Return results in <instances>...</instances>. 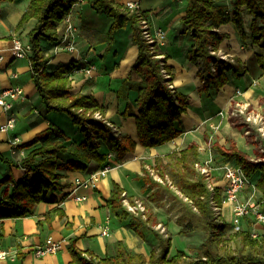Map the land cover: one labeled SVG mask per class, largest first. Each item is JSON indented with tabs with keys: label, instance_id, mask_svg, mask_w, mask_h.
I'll use <instances>...</instances> for the list:
<instances>
[{
	"label": "trees",
	"instance_id": "obj_1",
	"mask_svg": "<svg viewBox=\"0 0 264 264\" xmlns=\"http://www.w3.org/2000/svg\"><path fill=\"white\" fill-rule=\"evenodd\" d=\"M88 1L97 13L111 19L110 35L127 25L131 27L132 41L138 47L132 69L140 80L134 83L128 76L121 84L135 89L137 111L131 112L128 105L123 116L133 115L138 142L144 147H153L176 138L183 132L181 115L186 111L188 95L172 85L166 56L160 57L157 43H151L144 36L145 12L130 9L115 0ZM72 5L73 0H29L16 28L30 18L35 19L27 32L31 46L28 54L31 80L45 112L66 114L80 138L70 137L49 122L32 139L19 145L27 151L19 160L0 154V161L6 164L8 171L0 180V186L6 185L0 192V219L31 216L37 203L54 201L66 171L85 170L92 161L103 165L107 162L108 151L121 158L134 150L135 141L128 135L115 132L105 122L104 108L91 94L71 92V75L82 68L77 62L59 64L54 69L47 66L50 56L43 53L40 39L59 42V23ZM181 22L183 33L188 32L193 39L187 57L198 67L200 93L209 96L211 90L217 92L227 84L231 75L239 76L248 70L246 63L239 58L230 61L217 54L220 43L229 37L218 30L222 24H233L239 42L253 49L255 67L264 74V0H186ZM96 112L101 116L96 117ZM257 144L249 158L235 148L227 151L217 147L215 152L223 160L241 165L249 179L258 173L256 187L263 190L264 147ZM65 155L68 157L64 158ZM199 159V143L192 140L178 152L168 154L167 160L160 156L154 158L153 168L160 180L145 168H142V174L136 175L143 183V192L152 190L147 195L148 199L160 198L167 191L179 201L181 213L175 220L180 226L179 234L194 230L205 233L202 244L193 249L194 254H188L182 248L170 252L171 236L154 227L159 222L152 206L142 202L143 211L128 210L123 204L122 187L113 182L106 205L120 220L129 219L128 225L139 238H143V231L148 229L155 240L154 247L146 256L128 248L120 240L113 244V252L96 256L91 251L78 248L77 237H72L68 242L71 259L67 264H264V232L252 236L251 230L243 226L231 234L236 239L235 247H226L224 235L231 224L222 218L221 209H213L214 206L221 207V187L215 185L213 191L209 189L206 177L195 168L194 164ZM10 166L25 170L19 180H14L9 174ZM56 214L62 217L63 211L58 207L52 208L37 223L49 221ZM17 256L22 258L20 249Z\"/></svg>",
	"mask_w": 264,
	"mask_h": 264
},
{
	"label": "crops",
	"instance_id": "obj_2",
	"mask_svg": "<svg viewBox=\"0 0 264 264\" xmlns=\"http://www.w3.org/2000/svg\"><path fill=\"white\" fill-rule=\"evenodd\" d=\"M28 1H0V90L19 85L24 92L23 97L13 101L12 112L16 117L14 127L6 131L0 130V154L14 161L22 158L27 152L19 145L32 139L49 122H53L70 137L80 138L76 127L69 121L66 120L67 122L62 126L58 123L61 121V116L58 113L45 112L30 77L28 57L17 58L11 52L14 38H20L23 42L28 43L27 32L34 25L35 19L30 18L21 27L16 28ZM115 1L122 4L127 1L138 2L139 10L145 12L146 19L144 21L147 23L149 31L153 33L156 30H163L165 32L164 39L157 43V50L161 53L160 55L166 56V64L169 66L177 91L188 95L186 111L181 115L183 132L176 138L153 147H144L138 142L133 115L123 116L128 105H130L131 112L136 113L137 111L135 89L123 87L121 84L122 80L128 76L134 83L140 80V77L132 69L136 61L138 47L132 41L131 27L127 25L110 35L108 33L111 25L109 17L92 9L88 0L74 5L70 11V17L76 29L74 35L77 49L74 51L60 49L59 42L40 39L43 53L50 56L47 66L54 69L59 64H67L71 61L77 62L78 66L84 68L93 65L88 73L75 71L71 75V92L91 94L96 102L104 108L105 120L118 128L119 133L130 136L135 141V147L133 151L126 153L121 158L116 156L110 158L108 163L111 168L93 181L90 186L75 188L73 181L77 177L86 179L102 166L93 161L87 165L85 170L66 171L62 178L63 185L61 190L55 194L54 201L37 203L33 215L0 219V248L7 249L14 254L9 259H0V264H67L71 259L68 242L72 237H77L78 248L83 251H91L96 256L113 252V244L120 240L128 248L148 256L155 245V240L151 238L149 230H144L143 238H139L128 225L129 219L120 220L106 205V199L110 195L113 182L122 187L127 200L131 202L140 200L152 206L159 222L154 227L164 234H170V252L173 253L176 250L172 247V236L174 234L181 236L178 232L180 226L175 222L176 218L170 219L169 216L160 213L162 202L171 197L166 191L160 198L148 199L147 195L152 190L143 192L141 190L143 183L136 178V175L142 174V168H145L155 179L159 180L153 168L154 158L160 156L167 160L168 154L178 152L192 140L199 143L204 139L199 132L194 130V127L203 123L208 117L207 113L213 112V110L201 102L206 95L198 90L200 86L197 75L198 68L187 57L188 51L192 48L193 39L188 32L183 33L182 31L181 18L185 13L186 0ZM61 28L62 24L59 23V31ZM218 30L228 34L229 37L220 43V47L234 59L239 58L245 62L253 55L251 48L248 50L239 42L232 23L222 24ZM249 78L256 81V84L250 85ZM255 78H258L260 86L262 84L264 86V74H260V70L248 69L239 76L231 77L230 81L223 85L215 95V104L225 107L228 103H233V99L230 98L231 92L235 87L246 85L242 94L237 95L240 102L254 105L252 96L257 85ZM220 92L223 94L222 98L219 96ZM258 104L260 107L264 106V99L260 100ZM253 113L260 115L258 110ZM6 118V113L0 108V125L6 121ZM257 125L258 123L252 122L251 128L258 130ZM103 149L106 150L105 144H103ZM203 155L200 152V158ZM67 157L68 155H65L64 158ZM24 171L21 167L10 166L9 174L17 181L22 177ZM214 171L216 172V170ZM7 173L6 164L0 161V180ZM218 174L219 179L216 178V175H213V179L217 185L221 186V172ZM3 188H6V185L0 186V192ZM7 188L10 191L11 186L9 185ZM63 195L66 196L62 198ZM75 195L85 198L78 201L75 200ZM243 195H245L244 192ZM55 207L63 211L62 217L56 214L49 221L37 223L38 219H42L46 212ZM249 223L251 229L264 230L263 224L254 222L251 217H246L244 225ZM258 224L260 227L257 226ZM105 227L108 228L107 234L102 233ZM250 227L248 226V228ZM48 236L60 241L61 247L54 253L36 257L33 248L42 244ZM18 249L22 253V258L17 256Z\"/></svg>",
	"mask_w": 264,
	"mask_h": 264
},
{
	"label": "built area",
	"instance_id": "obj_3",
	"mask_svg": "<svg viewBox=\"0 0 264 264\" xmlns=\"http://www.w3.org/2000/svg\"><path fill=\"white\" fill-rule=\"evenodd\" d=\"M83 2H86V0H73L72 7ZM125 4L130 9H139L138 2L136 1H127ZM61 24L62 28L60 30L61 34L59 39V43L61 44H59L60 49H66L68 51L76 50L77 47L75 44L74 35L76 29L74 23L71 20L70 12H68L63 17ZM143 34L146 38L149 39L151 43H159V41L163 40L165 36V32L163 30H156L153 33L149 31L147 23L145 21H143ZM11 52L17 58L28 57V54L31 52V46L29 43L23 42L20 38H14L11 46ZM159 56L162 57V55ZM220 56L224 58V56ZM92 68L93 65L89 66L88 68L82 67L76 71L88 73ZM212 71H215V69L212 68ZM165 75L168 76L166 73ZM255 84L256 81L252 80L251 85ZM235 93L240 95L242 94V91L241 89H236ZM23 96V88L19 85L0 90V108L6 113L7 116L6 121L0 125V130L6 131L14 127L16 117L12 112L13 101ZM239 106L240 107L238 110L242 113H246V108L248 105L246 103H240ZM95 116L100 117L101 115L96 112ZM246 119L249 124H252V122H260V124H262V117L259 115V113L247 112ZM105 122L110 127H112L115 132L119 133V129L116 128L113 124L106 120ZM262 127H259V129H262ZM212 138L213 136L210 135L199 142V150L200 152H203L204 155L198 161H196L194 165L196 170L206 177L208 187L212 191L213 187L217 185L215 180H212L214 173L213 170L221 171L222 185L220 187L222 203L221 207L214 206L213 209L215 211L226 209L229 215L228 221L235 231L240 230L244 226L246 217H251L253 218L254 222L264 224V210L261 206V203H256L254 198L255 185L252 184L251 180L245 175L242 166L235 163L234 161L223 160L220 164H215L212 157ZM16 139L18 140V138ZM262 150L263 149L261 148V151ZM115 155L116 154L114 152L108 151V153L106 154L107 162L105 164H103L96 171L92 172L86 179H81L78 177L75 178L73 181L75 188L78 186L88 187L99 176L104 175L111 168L108 160H110V158L114 157ZM246 188L250 190V194H248L247 197L243 195V191ZM122 195L124 196L123 204L127 207L128 210L132 212H139L144 210V205L140 200H134V202H131L127 200V198H125L124 192H122ZM84 198V196L75 195V200L81 201ZM102 233L107 234L108 228L105 227L102 230ZM251 235L256 236L257 232L251 230ZM60 247V241H56L51 236H48L42 244H39L33 248V253L36 257H41L46 253L56 252ZM13 255L14 254H12V252H10L9 250L0 248V259H9Z\"/></svg>",
	"mask_w": 264,
	"mask_h": 264
},
{
	"label": "rangeland",
	"instance_id": "obj_4",
	"mask_svg": "<svg viewBox=\"0 0 264 264\" xmlns=\"http://www.w3.org/2000/svg\"><path fill=\"white\" fill-rule=\"evenodd\" d=\"M186 4V1H185ZM246 49H250L248 47H245ZM219 49L217 51V54L224 56V58L229 59L230 61H233L232 55L226 53V50H223L220 45ZM252 49V48H251ZM253 50V49H252ZM253 55H251L244 63L248 66V69L250 70H257L253 61ZM197 67V66H196ZM198 68V67H197ZM198 71V70H197ZM231 77H234L231 75ZM257 80V85L255 86L254 93H253V104H258L260 100H263L264 97V86L263 84L260 86L258 78H255ZM252 78L248 79L249 84L251 85ZM200 82V80H199ZM173 84V81H172ZM174 85V84H173ZM246 87H235L234 92L232 91L230 94V98L233 99V103H228L225 107H219L214 102V97L217 95V92H213L211 90V94L209 96H205L203 100L201 101L204 105L207 107L210 106L213 110V112L207 113V118L203 123H199V125L194 127V130L200 133L203 138H207V136L212 135V141H213V147H212V157L215 164H220L223 159L220 155H218L217 152H215V148H219L221 150H231L232 148H235L239 150L241 153H243L246 157H250L253 155V152H255V146L257 144L264 147V108L263 106L260 107V105H248L246 108V113L240 112L238 109L240 106L238 104L243 103L240 102V98L235 93L236 89H241L243 91V88ZM240 96V95H239ZM198 101V99H197ZM243 101V100H242ZM260 111V115L262 116V124L258 123L257 129L251 128V124L247 122L246 114L247 112H253V111ZM222 112V113H221ZM61 116L58 123L60 125L64 126V123L67 121L70 122L69 117L66 114H59ZM67 120V121H66ZM71 124V123H70ZM249 124V125H248ZM255 124V123H254ZM72 125V124H71ZM263 126V127H262ZM259 127H262V129H259ZM256 143V144H255ZM203 154V152H202ZM219 170L214 171L213 175H216V178L219 179ZM258 177V173L253 175L250 179L251 182L255 185V192H254V198L256 203H261V206L263 208L264 206V189H258L256 187V179ZM160 180V178H159ZM213 180V178H212ZM245 193V197L250 194V190L248 188L244 189L243 191ZM169 194V193H167ZM171 197L170 199L165 200L162 202V206L160 208L161 215L169 216V218H177L178 215H180V205L179 201L172 195L169 194ZM220 212H222V218L226 219L228 218V214L226 209H221ZM224 212V213H223ZM168 214V215H167ZM264 225V224H263ZM245 227H250V223L248 225H244ZM260 227V225H257ZM166 228V227H165ZM250 230L251 227L249 228ZM164 231V229H162ZM234 229L230 226L228 231L225 233V241H226V247L227 248H233L236 245V239L231 236ZM257 233H263L264 230L262 229H255L254 230ZM231 238H230V237ZM152 239H154L151 236ZM205 239V233L200 230H194L191 232L186 233L185 235L181 234H174L172 236V247L175 249L183 248L188 254H194L195 251L193 249L198 248L202 242Z\"/></svg>",
	"mask_w": 264,
	"mask_h": 264
},
{
	"label": "bare ground",
	"instance_id": "obj_5",
	"mask_svg": "<svg viewBox=\"0 0 264 264\" xmlns=\"http://www.w3.org/2000/svg\"><path fill=\"white\" fill-rule=\"evenodd\" d=\"M219 96L222 98V96H223L222 92H220V95Z\"/></svg>",
	"mask_w": 264,
	"mask_h": 264
}]
</instances>
